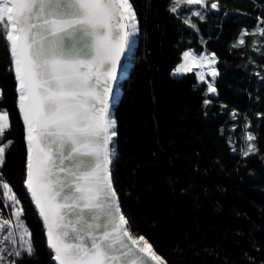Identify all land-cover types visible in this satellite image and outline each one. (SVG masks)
<instances>
[{"label":"trees","instance_id":"1","mask_svg":"<svg viewBox=\"0 0 264 264\" xmlns=\"http://www.w3.org/2000/svg\"><path fill=\"white\" fill-rule=\"evenodd\" d=\"M212 2L201 9L203 20L185 23L201 6L173 13L172 0H131L138 32L113 104V181L133 235H143L166 264H264V37L245 36L233 47L264 18V0H218L219 10ZM188 50L216 53L217 95H205L193 72L171 74ZM10 67L0 36V109L11 123L4 139L13 141L0 174L20 201L34 248L10 261L55 264L24 185L26 129ZM249 143L255 151L245 156ZM6 203L0 195L8 217Z\"/></svg>","mask_w":264,"mask_h":264},{"label":"snow or ice","instance_id":"2","mask_svg":"<svg viewBox=\"0 0 264 264\" xmlns=\"http://www.w3.org/2000/svg\"><path fill=\"white\" fill-rule=\"evenodd\" d=\"M185 5L203 8L206 0H172L170 11ZM211 8L219 10L218 0ZM191 15L204 19L200 11ZM257 20L255 31L243 30L233 47L243 45L245 36L264 37V18ZM137 32L131 0H0V36L10 49L26 129L25 184L43 219L55 264H166L143 235H133L109 168V145L117 135L110 115L113 84L120 57ZM205 62L215 65V53L185 51L171 74L191 73ZM208 74L211 82L195 71L207 83L205 95H216L218 73L210 67ZM211 103L203 101L206 107ZM10 128L8 110L0 109V168L13 143L4 139ZM254 139L249 132L246 141ZM254 151L249 143L243 154ZM0 188L8 201L4 207L14 209L15 227L21 229L17 239L12 220L0 217V232H7L3 240L19 244L8 256H31V233L20 219L23 209L16 207V195L8 194L12 190L2 174ZM5 250L0 247V264H15Z\"/></svg>","mask_w":264,"mask_h":264},{"label":"rangeland","instance_id":"3","mask_svg":"<svg viewBox=\"0 0 264 264\" xmlns=\"http://www.w3.org/2000/svg\"><path fill=\"white\" fill-rule=\"evenodd\" d=\"M201 9H202L201 7H197V8H193V9H191V10L188 12V21H189L190 23H193V22H194V21H193V16L191 15V12H193V11H200L201 14H202ZM194 17H196V16H194ZM134 36H135V35H134ZM134 36L131 38V49H130V50H132V46H133L134 43H135V41H134ZM188 51H192L193 53L199 55V53H196V52H194L193 50H188ZM130 52H131V51H130ZM211 53H214V52H213V51H204V52H202V53H200V54L208 55V54H211ZM215 55H216V53H215ZM129 57H130V56H129ZM128 59H129V58H128ZM216 60H217V62H216L215 65L209 66V65L205 62V66H204V68H202V69L197 68V69H195V70L193 71V73H195V71H202V72L205 73L206 81L211 82L212 77H211L208 73L210 72V67H214V68L216 69L217 73H218V75H217V77H216V79H215V83H214V86H215L216 89H217V79H218V76H219L218 57H217V55H216ZM180 62H181V61H180ZM128 63H129V61H128ZM187 74H188V73H187ZM184 75H186V74H184ZM181 76H183V75H181ZM196 77H197V76H196ZM197 80H198V78H197ZM198 82H199V84H204V85L206 86V90H207V83H206V82H200L199 80H198ZM0 91H1V90H0ZM208 95H212V94H208ZM216 95H217V94H216ZM8 194H9V195H12L13 193L9 192ZM16 207L21 208L20 205H17ZM13 210H14V209L11 208L12 213H13ZM2 212H4V211L0 209V217H2L3 219H11V220H12V222H13V223H12V228H13V231L15 232V234H16V238L18 239L19 235L21 234V229H17V228L15 227V224H16V218H15V216L10 215V214L8 213V217H5V216L3 215L4 213H2ZM20 219H21V217H20ZM21 221H22V219H21ZM22 223H23V222H22ZM23 226H24V225H23ZM24 227H25V226H24ZM5 235H7V232H0V247L6 249L5 252H4L3 254H4L5 256H7L8 260L10 261V256H8V253L14 251L15 248L19 247V244L17 243L16 245H13V244L10 243V242H5V241L3 240V237H4Z\"/></svg>","mask_w":264,"mask_h":264},{"label":"water","instance_id":"4","mask_svg":"<svg viewBox=\"0 0 264 264\" xmlns=\"http://www.w3.org/2000/svg\"><path fill=\"white\" fill-rule=\"evenodd\" d=\"M131 49V42L129 43V45L125 48V52H124V54L120 57V64H119V66L117 67V79H116V81L114 82V84H113V88H114V99L111 101V108H110V115L112 116V118H114V113H113V104L114 103H116L117 102V94H116V91H117V89H118V84H119V81H120V79L122 78V76H123V74H124V72H125V69H126V66H127V64H128V58H129V56H130V50ZM25 140H26V136H25ZM26 144H27V141H26ZM115 145H116V140L113 138V142L109 145V151H110V153H111V164L109 165V168H110V171H111V178H112V184H113V187L115 188V186H114V181H113V175H112V168H113V166H112V157L114 156V151H115V149H114V147H115ZM26 179H27V175H26ZM26 181V180H25ZM25 185V188H26V190H27V192H28V194H29V196H30V198H31V200H32V203H33V205H34V207H35V209H36V211H37V213H38V215H39V210H38V208L36 207V204H35V202H34V200H33V198H32V196H31V194H30V192L28 191V189H27V187H26V184H24ZM120 200V199H119ZM121 210H122V208H121ZM123 212V211H122ZM39 218H40V220H41V222L43 223V219H42V217L39 215ZM43 226H44V223H43ZM44 229H45V226H44ZM45 234H46V238H47V233H46V229H45ZM47 245H48V242H47ZM49 248V247H48ZM49 250H50V252L52 253V255H53V252H52V250L49 248ZM53 260V259H52Z\"/></svg>","mask_w":264,"mask_h":264},{"label":"bare ground","instance_id":"5","mask_svg":"<svg viewBox=\"0 0 264 264\" xmlns=\"http://www.w3.org/2000/svg\"><path fill=\"white\" fill-rule=\"evenodd\" d=\"M129 64H130V63H128L127 66H128ZM126 74H127V73H126V71H125L124 74H123V76H125ZM116 94H117L116 96H118V95L121 94V91H120L119 88L117 89Z\"/></svg>","mask_w":264,"mask_h":264}]
</instances>
